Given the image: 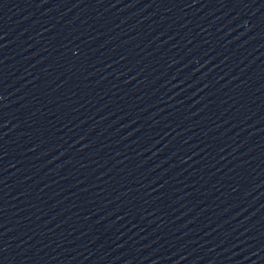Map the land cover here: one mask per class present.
<instances>
[{
  "label": "water",
  "instance_id": "water-1",
  "mask_svg": "<svg viewBox=\"0 0 264 264\" xmlns=\"http://www.w3.org/2000/svg\"><path fill=\"white\" fill-rule=\"evenodd\" d=\"M0 264H264V0H0Z\"/></svg>",
  "mask_w": 264,
  "mask_h": 264
}]
</instances>
